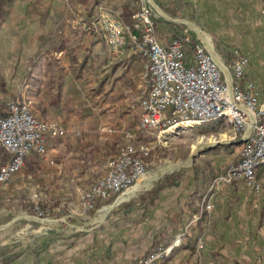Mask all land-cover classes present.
I'll list each match as a JSON object with an SVG mask.
<instances>
[{
    "label": "crops",
    "instance_id": "1",
    "mask_svg": "<svg viewBox=\"0 0 264 264\" xmlns=\"http://www.w3.org/2000/svg\"><path fill=\"white\" fill-rule=\"evenodd\" d=\"M32 1L14 0L10 15L1 24L0 75L11 100L30 101L40 119L57 122L68 131L65 138L48 137L49 158L56 157L57 164L43 163L31 155L22 171L49 170L55 177L48 182L43 178L41 184L65 203L68 194L57 195L56 188L74 180L58 177L71 166L59 157L81 152L87 138L76 146L74 140L86 133L90 138L97 133L108 136L105 128L129 129L123 118L135 113L144 62L134 55L131 44L122 58L111 57L103 35L85 29L101 8L120 19L127 0H94L91 6L80 0L78 7L91 10L85 17L72 16L69 0H45L35 7ZM160 1L168 5L175 0ZM183 1L190 5L185 13L192 14L196 26L217 35L238 58L249 60L244 80L255 81L264 92V0ZM116 116L120 119L111 124L110 119ZM76 129L82 131L81 137L74 136ZM114 135L121 134L110 136ZM220 148L219 152H207L215 153L211 167L216 173L238 160L242 144ZM258 176L264 181V166ZM161 183L153 199L124 204L99 227L80 230L70 225L80 233L72 229L70 234L66 231L57 236L59 229L46 234L55 228L41 227L31 240L10 244L12 228L8 227L12 222L2 225L0 261L137 264L157 248L169 247L181 238L182 244L158 264H264V189L254 194L243 183L212 188L213 184H198L194 171L167 177ZM206 197L212 205L210 211H204ZM195 216H201L197 222H193ZM200 239L205 243L201 250Z\"/></svg>",
    "mask_w": 264,
    "mask_h": 264
},
{
    "label": "built area",
    "instance_id": "2",
    "mask_svg": "<svg viewBox=\"0 0 264 264\" xmlns=\"http://www.w3.org/2000/svg\"><path fill=\"white\" fill-rule=\"evenodd\" d=\"M140 2L131 24L123 23L104 8L85 24L89 32L103 35L111 57L122 58L131 44L134 55L143 59L137 129L158 131L162 137L181 126L194 127L210 120H226L232 126L231 140L240 138L245 143L238 160L226 167L212 188L243 183L254 194L263 193L264 181L258 171L264 166V92L255 81L244 80L249 60L239 57L232 66H227L211 38L202 31V36H198L186 30L182 38L167 41L157 33L155 20L159 12L150 0ZM262 15L264 17V8ZM192 33L196 35L195 42ZM8 112V117L0 118V147L11 159L0 168V190L23 171L29 156H37L43 163L51 164L48 137L68 135L59 123L40 119L30 101L10 100ZM105 130L120 133L129 142L136 139V134L124 127ZM73 134L81 137L82 131L76 129ZM135 154L134 146L128 144L109 161L106 175L82 195L84 211L93 210L100 200L127 196L146 178V164ZM207 200L206 197L204 211L212 209ZM200 217L195 216L193 222ZM181 244V238H177L169 247L157 248L137 264H158ZM204 245V240L200 239L198 248L201 250ZM0 264L9 263L0 261Z\"/></svg>",
    "mask_w": 264,
    "mask_h": 264
},
{
    "label": "rangeland",
    "instance_id": "3",
    "mask_svg": "<svg viewBox=\"0 0 264 264\" xmlns=\"http://www.w3.org/2000/svg\"><path fill=\"white\" fill-rule=\"evenodd\" d=\"M69 1L73 17H85V15L87 16V14L91 12V10L84 9L82 5L78 7V3L81 4L80 0ZM153 1L168 16L166 19L158 14V19L164 18L165 20L173 22H175L174 20L192 22L190 20L192 14L185 13L190 10V8L183 10L177 17L173 18L161 8L169 7L172 9L173 6L171 3L164 5L160 0ZM92 2L94 3V0H85L83 3L84 5L87 3V6H91ZM140 3V0H127L126 9L136 11L140 7ZM97 14L98 12L96 14L94 13V16ZM177 24L185 25L189 31H192V29L184 23ZM196 27L204 32L208 38H211L212 42L213 37L220 41L217 35L213 33L209 35L205 29L199 26ZM228 51L238 58V55L230 51L229 48ZM122 95H125V93H122ZM136 95V97L142 96V91L138 90ZM128 96L130 97L131 95ZM136 102L137 106L133 109L135 113L123 118L125 121L124 123L136 134V139L133 142H129L121 135L110 136L112 133H106L108 136H105V134L99 136L97 133L90 138L86 133L82 138L74 140V146H76L87 138L81 152L73 151L70 152L71 154H69L67 158L65 155L59 157L62 163L71 164V166L69 165L70 167L67 171L63 170L58 177L68 181L70 179L74 180L71 184H67L66 186L61 185L56 188L58 190L57 195L62 193L68 194L66 197L68 200L65 201V203L59 196H54V192L48 188V186H45L43 183L41 184L43 178L48 182L50 178L52 179L55 177L51 175L49 170L47 172V169L41 172H21L14 177L11 183L1 188L0 227L2 225L7 226L15 221L8 227L12 229L9 231V239L7 242L13 244V242L19 241V243H21L24 240H31L33 237L39 235L38 232L41 227L55 228L52 229L53 231L46 230V234L51 232L55 233L56 229H59L60 231L56 234L57 236L66 234V231L68 232L67 234H70L73 230H78L80 233L81 231H79V229L90 230L99 227L124 204L132 202L135 199L139 201L144 200L143 198L147 197L152 190L157 189L159 185H162V180L164 181L167 177H172L174 175L180 177L188 172H195L196 167L209 172V166L211 167V160L213 156H215V153H207L208 151L204 152V155L198 157L192 166L178 168L179 165L188 163L197 146L199 147H197L196 151L206 144H214L221 141L233 142V140H231L232 126L223 119L210 120L206 124L194 127L181 126L177 130L175 129L163 134L162 137H160L158 131H141L137 129L139 123V100ZM116 118L120 119V117L116 116L110 119V123L112 124L115 122L114 120H116ZM239 139L240 138L237 140ZM200 142H202L203 145H200ZM128 144L134 146L136 150L135 155L143 159L146 164V178L142 180L139 186L136 184V186L134 185L138 188V191L131 196H114L112 202L101 206L94 214L92 211L95 207L93 210L84 211L81 205L82 195L106 175L109 161L117 157L121 150ZM233 151H237V148L234 147ZM38 159L41 160L39 157ZM52 159L51 162H53V164L58 163L55 161L56 157H52ZM154 178H157V180L151 184ZM159 191L160 190H158L157 193H159ZM119 198H122V200H120L118 205L105 218V212H108L109 207L114 205ZM31 218H37V220ZM42 220L50 222H44ZM70 225L77 226L79 229L71 228ZM64 228L65 232L62 231Z\"/></svg>",
    "mask_w": 264,
    "mask_h": 264
},
{
    "label": "trees",
    "instance_id": "4",
    "mask_svg": "<svg viewBox=\"0 0 264 264\" xmlns=\"http://www.w3.org/2000/svg\"><path fill=\"white\" fill-rule=\"evenodd\" d=\"M45 0H33L31 5L35 7V5L43 3ZM14 0H0V27L1 24L8 18V16L11 13V9L13 6ZM30 5V6H31ZM173 8L169 7H161L166 13L170 14L173 18L177 17L180 12L183 10H186L190 8V5L188 3H185L183 0H175L172 3ZM37 12V8L35 9ZM29 12L32 11L29 9ZM135 11H130L127 9H124L123 13L121 14L120 20L125 24H131L132 21V15ZM41 14V13H40ZM42 17H47V14H41ZM193 21V18L190 19ZM155 25L157 28V33L160 37L166 38L167 40L171 41L173 39L182 38L184 35V32L188 30L187 26L185 25H179L176 22L165 20L164 18H159L155 20ZM192 37L194 42L196 41V35L195 33H192ZM213 43L215 45L216 51L218 54L222 57L223 61L227 66H232L235 61L238 59L233 54H231L228 51V48L224 46L220 41L217 40V38L213 37ZM191 54V50L189 51L188 55ZM8 97V99L6 98ZM11 100L10 92L7 89V84L4 80V78L0 75V118H5L9 116L8 112V104ZM228 147H230L228 145ZM221 148H215L210 151L219 152ZM11 156L8 154L2 147H0V168L6 164L8 161H10ZM223 172H215L212 167L209 166V172L206 170H202L200 168L195 169V175H196V181L198 184L204 185L210 184L212 185L214 181L222 174ZM159 189H154L150 194L147 195L148 198L153 199L154 196L157 194ZM146 198V197H144ZM143 198V199H144ZM114 198L107 201H99L95 209L92 211L94 214L97 209H99L101 206L109 204L112 202Z\"/></svg>",
    "mask_w": 264,
    "mask_h": 264
},
{
    "label": "water",
    "instance_id": "5",
    "mask_svg": "<svg viewBox=\"0 0 264 264\" xmlns=\"http://www.w3.org/2000/svg\"><path fill=\"white\" fill-rule=\"evenodd\" d=\"M150 2L152 3V5L156 8V10L159 12V14H161L163 17H165L166 19L168 18V16L154 3L153 0H150ZM175 22L177 23H184L186 25H188L192 31H194L198 36H202L201 35V31L196 27V25L192 22H189V21H180V20H174ZM222 68H224L222 66ZM238 144V145H241L243 143H245V140L244 139H241L239 140L238 142H224V141H221V142H217V143H214V144H206L202 149H200L197 153H192L189 161L187 164H184V165H179L178 168H187L189 166H192L194 164V162L197 160L198 157L202 156V154L206 151H210L212 149H215V148H219L223 145H226V144ZM157 180V178H154L152 179L151 181V184ZM149 187V186H148ZM134 193L130 192L127 194V196H131L133 195ZM120 200H122V198H119L114 205L110 206L109 209H108V212H105V218L106 216L118 205V203L120 202ZM104 218V219H105ZM33 220H37V218H31ZM44 222H46L47 220H42ZM15 221H13L12 223H14ZM47 222H50V221H47Z\"/></svg>",
    "mask_w": 264,
    "mask_h": 264
},
{
    "label": "bare ground",
    "instance_id": "6",
    "mask_svg": "<svg viewBox=\"0 0 264 264\" xmlns=\"http://www.w3.org/2000/svg\"><path fill=\"white\" fill-rule=\"evenodd\" d=\"M208 41H209V39H208ZM201 141H202V140H201ZM199 144H200V145H203L202 142H200ZM204 146H205V145H204ZM204 146H203V147H204ZM197 147H199V146H197ZM197 147H196V149H197ZM203 147H202V148H203ZM202 148H200V149H202ZM194 149H195V147H194ZM196 149H195V151H196ZM198 149H199V148H198ZM200 149H199V150H200ZM199 150H197L196 152L194 151V153H197ZM139 184H140V183H139ZM139 184H138V186H139ZM137 191H138V188L135 187V188L133 189L132 193L135 194V192H137Z\"/></svg>",
    "mask_w": 264,
    "mask_h": 264
}]
</instances>
